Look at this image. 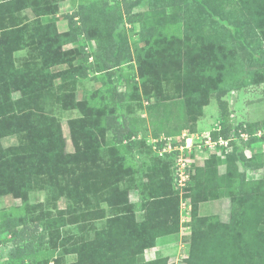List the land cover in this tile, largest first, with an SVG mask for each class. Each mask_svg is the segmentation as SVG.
I'll use <instances>...</instances> for the list:
<instances>
[{"label": "rangeland", "instance_id": "1", "mask_svg": "<svg viewBox=\"0 0 264 264\" xmlns=\"http://www.w3.org/2000/svg\"><path fill=\"white\" fill-rule=\"evenodd\" d=\"M199 1L0 0V264H264V0Z\"/></svg>", "mask_w": 264, "mask_h": 264}, {"label": "trees", "instance_id": "2", "mask_svg": "<svg viewBox=\"0 0 264 264\" xmlns=\"http://www.w3.org/2000/svg\"><path fill=\"white\" fill-rule=\"evenodd\" d=\"M8 9H10V8L8 7ZM183 12H184V17H185L186 23L187 24H191V25L194 24L198 28H204V27H210V26L215 28V27H219V25H220L219 20H217L216 18L212 17V14L203 12L201 1H199V0H183ZM215 15H217L219 17H224L223 9L219 10ZM135 16H137V15H135ZM120 17L122 18L121 12H120ZM262 82H264V78H262L259 75H257V73H252L251 72L246 77V80H245L244 84L245 85H252V84L258 85V84H260ZM225 102H227V101H225ZM228 118L229 117L227 116L223 120V122H222V130L221 131H216V133L214 135L215 139H218L220 136H222L224 138H229L230 137L229 133L231 131V126L229 125V119ZM239 129H241L240 132H239ZM251 130H252V124L251 123H249V124L248 123H244L243 125H240V126L236 127V136L240 137V139L242 141H244V138L241 137V133L247 132V133L250 134V133H252ZM131 134H132V131L128 130L126 136L122 135V137H120V138L118 137L116 140L118 142H123L127 137L130 138ZM252 138L253 137L251 136L250 140L244 142V146L246 148H249L250 146H252ZM230 143L232 144L234 142L231 141ZM129 148H130L131 151H133V146L132 145H129ZM252 156L253 157H251V159L249 157L246 159L247 160L246 164H248L247 166H250V167L251 166L257 167V166H254L258 162L257 161V156L254 155V154ZM260 216L261 215L257 212L256 208L251 209V210H247L246 212L244 211V213L239 214L238 225L236 223L237 229H239V228L241 229V230H239V233L242 230L243 231L248 230V228H247V226L245 224H249V223H252V222H255V223L258 222L260 220ZM26 230H28V229H26ZM14 233L17 236L19 232L18 231H14ZM44 234H45V232L41 231V235H39L40 236L39 240L41 239V244L44 241L43 240L44 236H45ZM229 234L231 236H233V234H231L230 231H229ZM251 234H252V232L249 231L248 235H251ZM200 242H201V240H200ZM200 242L199 241H195L193 243V248H192V251H191V255H190V257L188 258L187 261L191 262V264H210L209 262H207L208 260H206V254L203 251V250H205V247H204L203 243L202 242L200 243ZM248 254H252V253L249 252ZM151 264H157V263L153 262Z\"/></svg>", "mask_w": 264, "mask_h": 264}, {"label": "built area", "instance_id": "3", "mask_svg": "<svg viewBox=\"0 0 264 264\" xmlns=\"http://www.w3.org/2000/svg\"><path fill=\"white\" fill-rule=\"evenodd\" d=\"M218 131H221L222 130V124L218 127L217 129ZM253 135H257V134H253ZM247 132H243L241 133V137H243L244 139L247 140V138H250L251 136H253ZM240 138V137H239ZM234 138H224L222 136H220L218 139H211L212 140L210 143H213L212 145L216 146V145H219V146H225L227 147L228 149L230 148L231 146V141L233 140ZM207 140V139H206ZM209 141V140H207ZM181 168H179V177H180V185H184L185 183V179L189 177V174L187 173V170L186 169H183L182 172H181ZM181 172V173H180ZM185 176V177H184ZM182 177V179H181ZM184 177V178H183ZM184 180V181H182Z\"/></svg>", "mask_w": 264, "mask_h": 264}]
</instances>
